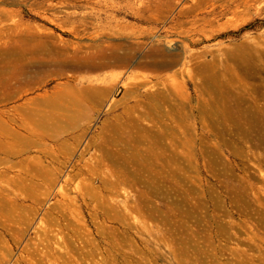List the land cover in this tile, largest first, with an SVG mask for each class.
Wrapping results in <instances>:
<instances>
[{"label":"rangeland","instance_id":"rangeland-1","mask_svg":"<svg viewBox=\"0 0 264 264\" xmlns=\"http://www.w3.org/2000/svg\"><path fill=\"white\" fill-rule=\"evenodd\" d=\"M0 6L51 31L50 48L71 52L72 41L90 42L68 30L70 23L57 25L65 12L111 13L131 39L145 31L138 39L148 59L222 49L221 57L260 55L264 69V0H0ZM181 6H205L199 15L213 17V25L206 32L178 26L173 17ZM41 52L32 60L36 71L10 67L0 76V264H264V148L238 132L235 121L201 115L209 98L200 74L192 71L190 79L188 57L172 69L137 68L135 60L99 69L95 55L68 52L77 67L59 74L57 66H40ZM175 71L176 101L136 103L141 95L125 93L133 74L145 73L144 93L162 89L159 76ZM84 75L110 83L102 105L91 108L79 95L69 99L79 94L75 89L58 88Z\"/></svg>","mask_w":264,"mask_h":264},{"label":"bare ground","instance_id":"bare-ground-1","mask_svg":"<svg viewBox=\"0 0 264 264\" xmlns=\"http://www.w3.org/2000/svg\"><path fill=\"white\" fill-rule=\"evenodd\" d=\"M4 7L0 6V76L1 74L4 76V70L10 67L15 68L17 74L20 73L25 75V73H28L34 69V67H38L36 64L32 63V60L33 57H35L34 55L41 51L44 56V61L43 63H40V66H46L47 68L50 65L57 66L56 73L59 74H64V71L67 68L77 67L67 59V55L69 57L71 56L69 54H77L76 56H78V53L95 55V57L98 58V64H96V67L99 69H107L115 65L129 66L134 60V65L136 64V66H138L137 68L140 67L144 69V67H152L155 69H172L179 64H184V59L188 57L189 60L187 61L191 62L193 65L191 68L187 69L190 79L193 80L195 76L192 71L196 74H200V85L203 87L209 98L208 100L204 99L206 101V105L204 104V108L201 107L199 109L201 115L205 117L209 116L210 120L211 118H216L217 120L225 119L235 121L238 132L241 131L240 133L247 139H256L257 145L264 148V108L260 105L261 101L264 100V69L258 63L263 60H261L262 57L260 55H254L252 52L246 53L245 51H238L233 53L225 52V57H221L220 51H222V49L218 52H214L210 49L204 48L197 52H192L189 55H185V49H183L184 54L181 52H160V58L158 57V59H154L152 57L153 59H148V55L150 54L145 47L147 44L145 41L138 39L144 35L145 31H140L136 36L137 39H131L132 32H127L122 27H115V25L112 24L114 15L111 13L106 14L105 16H102L100 13H87L78 17L74 14V12L68 11L65 12V15L62 17L63 21L57 23V25L64 27L66 23H70L71 25L67 27L68 30L74 33V35L79 39L81 36L85 35L84 37H86V39L90 42H66L71 46V52L68 51V54L66 48L63 47L59 49V47H55L57 56H53L54 58L52 60H48V56L51 57L50 54L54 52L55 49L52 47V50L50 46L48 47V42L46 40L48 35L52 32L40 28L39 26L33 28L30 24L22 21L20 17V10L7 9ZM37 7L44 8V6L40 5ZM51 7H54V9L57 10V6ZM114 7H116L117 11H122L123 9H128V7L131 6H105V8H113V10ZM142 7L148 9L147 6ZM92 8L95 7L93 6ZM204 9L205 6H181L177 9L173 20H176V24L180 27L189 23L191 25V29L206 32V26H212L214 18L208 15L200 16L199 14L203 13ZM212 13L213 11L211 10L209 14ZM139 15L144 17V19L153 20H158L161 16L163 17L161 14L154 13H150L145 16L144 13L140 12L138 16ZM49 19L54 22L53 18ZM198 22L202 23L203 26L196 28L195 24ZM79 24L81 26H88V24H91L90 27H92V30L88 31L89 28L86 30L85 27H83V30H80L78 27ZM191 29L187 31H190ZM81 32H84V35ZM149 51H151V49ZM183 71L184 70H181V73ZM176 73L177 71L168 77L159 76L161 80L158 82L163 84L164 87L160 90L157 89L158 91H148L145 89L147 91L144 93H140L139 90L141 86H144L146 82H149L146 80L147 78L145 77V73L144 75L140 73L133 74L135 76H133V78L126 83L128 87H126L125 93L127 95L130 92H135L136 96L141 95L142 97L137 98L136 103H140L143 99L149 97L151 99L159 98L165 101H176V99L179 98V94L176 92V89L178 88V84H180L176 81ZM75 78L77 79L75 84L67 81L61 83L62 85L58 87L59 89L62 88L67 90L75 89L76 93H79L73 94L70 96L71 98L68 97L69 99L78 101L77 99H80L77 98L79 95L85 100H89L91 108L100 106L104 103L105 98L111 89L110 83L108 85L105 78L98 79V77H85V75L83 77ZM151 87L152 85L150 88ZM56 97L62 99L67 98L66 95H62L60 93L57 94ZM182 97L188 98L189 96L183 93ZM200 100L202 101V99ZM128 108L130 109L132 106H128ZM176 112H179V115L183 116V110ZM184 113L186 116L190 115L187 111H184ZM216 123L218 125L219 122ZM220 131H224L223 128H220Z\"/></svg>","mask_w":264,"mask_h":264}]
</instances>
